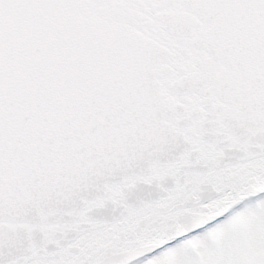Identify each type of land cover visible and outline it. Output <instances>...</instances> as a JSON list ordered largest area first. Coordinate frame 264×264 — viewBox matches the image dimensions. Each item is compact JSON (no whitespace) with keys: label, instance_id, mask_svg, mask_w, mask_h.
<instances>
[{"label":"snow or ice","instance_id":"obj_1","mask_svg":"<svg viewBox=\"0 0 264 264\" xmlns=\"http://www.w3.org/2000/svg\"><path fill=\"white\" fill-rule=\"evenodd\" d=\"M0 264H264V0H0Z\"/></svg>","mask_w":264,"mask_h":264}]
</instances>
